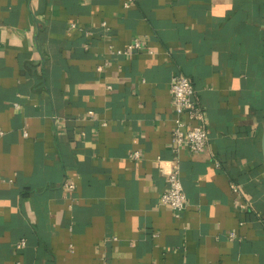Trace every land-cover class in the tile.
Returning a JSON list of instances; mask_svg holds the SVG:
<instances>
[{
  "label": "crops",
  "instance_id": "0c3cea01",
  "mask_svg": "<svg viewBox=\"0 0 264 264\" xmlns=\"http://www.w3.org/2000/svg\"><path fill=\"white\" fill-rule=\"evenodd\" d=\"M263 128L264 0H0V264H264Z\"/></svg>",
  "mask_w": 264,
  "mask_h": 264
},
{
  "label": "built area",
  "instance_id": "2783aa9c",
  "mask_svg": "<svg viewBox=\"0 0 264 264\" xmlns=\"http://www.w3.org/2000/svg\"><path fill=\"white\" fill-rule=\"evenodd\" d=\"M141 47L140 39H135L127 48L118 52L131 53ZM171 93L177 114L186 113L190 119L198 122L187 125L180 116H177L174 119L175 125L172 130V148L177 150L186 145L193 153L203 151L207 146L208 133L202 124L204 110L197 98L193 82L183 74H176L171 81ZM89 113L93 115L94 111L90 110ZM131 156L138 158L140 155L138 151H135ZM159 162L167 181V187L161 194L159 203L171 207L180 214L187 207L188 200L181 180L179 159L175 157L167 166L166 161L159 159ZM25 244L26 241L23 239L18 245L24 247Z\"/></svg>",
  "mask_w": 264,
  "mask_h": 264
},
{
  "label": "water",
  "instance_id": "95a60500",
  "mask_svg": "<svg viewBox=\"0 0 264 264\" xmlns=\"http://www.w3.org/2000/svg\"><path fill=\"white\" fill-rule=\"evenodd\" d=\"M261 143H262V152H263V158H264V128H263Z\"/></svg>",
  "mask_w": 264,
  "mask_h": 264
}]
</instances>
